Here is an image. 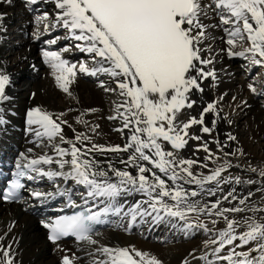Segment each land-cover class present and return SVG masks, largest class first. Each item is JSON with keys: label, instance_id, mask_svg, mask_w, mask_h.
Masks as SVG:
<instances>
[{"label": "bare ground", "instance_id": "obj_1", "mask_svg": "<svg viewBox=\"0 0 264 264\" xmlns=\"http://www.w3.org/2000/svg\"><path fill=\"white\" fill-rule=\"evenodd\" d=\"M215 4L216 0H201L206 13L201 15V22L207 25L206 35L209 37L201 45L203 49L201 55L203 58L212 59L213 62L198 66L205 71L214 70L216 78L203 79L200 81L203 91L193 89L189 93L190 100L195 101V104L191 108L185 107L181 110L178 114V122H186L190 117L199 119L202 109L208 103L216 104L219 115L210 112L204 116V125L212 128L211 133L202 132L201 125L190 127L189 136L185 137L188 142L182 152H175L164 142H159L165 151H173L176 159L196 161L190 169L196 179L211 175L214 169L230 162L231 166L222 173V178L233 179V182L221 183L218 187L215 182H206L203 186L194 182L188 183L187 179L191 178L172 181L171 173L165 175L150 161L140 160L138 163L152 170L145 173L150 181L154 180L152 176L154 172L166 180L170 189L182 185L183 189L189 193L196 191L198 193L196 197L187 198L189 203L199 202L211 208L212 204L219 201L220 208L245 207V205H238V201L233 200L232 197L223 199L230 190L235 189L234 195L237 197L243 198L249 192L253 194L246 202L248 206L259 207L261 204L264 207V177L259 174L261 170H264V154L261 153L264 148V110L258 103V97H264L259 94L264 93V85L262 84L259 90L253 93L249 85H245L243 81H238L235 77L239 71L243 75L249 74L251 68L244 69L240 66L244 59L250 65L252 63L244 57L229 56L226 50L229 47L226 44L228 34L224 29L232 26L220 24V10L215 8ZM42 5L45 6L46 12L38 14L32 13L30 0H11V3L0 0L4 28L0 46V67L4 74L9 76V88L6 95L10 98L0 104V108L4 109L0 112V117L6 121L0 124V143L6 146H9L10 142L16 144L20 148L18 155L26 163L39 159L41 156H50L53 161L61 159L55 147L70 149V144L62 143L59 137L51 141L47 136L37 137L35 132L29 130L27 112L32 108L40 107L43 111L52 114L54 119L58 118L63 129L62 135L81 149V160L93 162L92 171L102 170L107 173V176L95 177L98 181L119 183L120 178L115 175L113 169L128 171L133 176H138L136 167L130 163L121 162L129 160L132 149L121 152H102L98 148H93V145L102 146L105 149L116 145L123 148L131 142L132 130L136 126L133 123L125 128L124 121L119 117L109 119V117L117 116L116 105L125 99L118 92L105 91L106 88L117 87L114 78L106 73L98 72L96 75H91L77 70L75 79L70 85L72 95L69 96L62 91L56 82L53 69L45 62L43 55L45 51L60 53L62 59H69L71 64L77 65V69L80 65H85L88 69L98 67L97 61L100 58L93 59L94 54L82 50L87 47V43L75 38L79 34L78 30L73 33L71 29L63 27L62 21L59 20L61 10L56 7V0H44ZM38 17H46V19L38 21ZM61 32L63 35L58 36ZM54 33L56 34L52 36ZM25 34L28 38H24ZM37 38H42L43 45L34 42ZM49 41H55V43H49ZM245 41L244 48H247L249 43ZM244 48H239L238 45L235 51H241ZM65 49L68 50L65 51ZM9 59L10 63H8ZM230 59L235 60L236 66H229ZM258 67H263L261 72L264 74V66ZM30 69L32 72H29ZM124 111L122 108L121 112ZM61 113H63L62 116ZM78 118L84 122H78ZM63 121L67 123L64 124ZM78 134L88 139L76 140ZM229 134L234 136L235 140L228 139ZM192 136H200L201 139L189 138ZM205 143L213 154L212 159H208L209 152H205L202 148ZM9 152L11 153V149ZM226 153H235V155H225ZM149 154L154 156V152ZM63 159H71V157L66 156ZM246 164H250L249 167ZM40 169L42 172L51 170L68 173L71 171L69 165L61 169L55 162L43 164ZM245 170L250 173L241 176L240 173ZM42 172H38L40 176L36 177V181L41 183L39 192L44 194L42 195L43 203H48L51 198L62 192L64 187L70 189L85 186L66 176L49 178ZM177 172L186 177V173L179 168ZM236 177H239L242 182L236 184L234 182ZM247 181L255 183H247ZM130 187L123 185L119 197L126 199L128 204L132 205L131 209L137 204L147 208L146 201L150 200L147 193L138 190L127 191L126 189ZM210 190L214 194H210ZM88 191L82 193L85 195L83 201L97 197L89 196ZM164 199L169 205L176 203L170 197ZM40 206V202L35 201L33 196H27L20 204L0 205V247L7 249L11 246L15 264H62L64 255L75 256L74 264H93L94 260L107 259L106 256L96 252V249L101 246L114 249L134 248L147 253L149 257L158 258L162 264H185V262L187 264H228L224 260L218 261L220 253L214 251L220 247L214 233L225 229L226 223L216 221L215 224L212 222L206 224L199 219L197 221L195 212L186 213L189 217L187 222L206 225L208 231L202 227L189 230L185 228V221L168 217L161 212L164 219L158 222L153 220L155 213L147 217L137 215V218L144 221L146 225L140 238L134 229L130 230L133 223L130 214L127 220L126 217L121 220L117 228L93 235V239L97 241L95 245L83 242L79 245L64 244L58 247L51 246L46 241L45 232L42 230L46 216L43 214L36 216L34 213L37 208L41 209ZM183 207L184 205H181V208ZM214 211L216 212L217 209L213 208L212 212ZM121 216L122 214L119 217ZM256 218L258 219V216ZM129 231L132 234H129ZM198 238L200 239L197 240Z\"/></svg>", "mask_w": 264, "mask_h": 264}, {"label": "snow or ice", "instance_id": "obj_2", "mask_svg": "<svg viewBox=\"0 0 264 264\" xmlns=\"http://www.w3.org/2000/svg\"><path fill=\"white\" fill-rule=\"evenodd\" d=\"M6 2L11 3V0ZM36 2L37 0H30V3ZM56 7L61 10L59 20L62 21L63 27L71 29L73 33L79 31L75 38L87 43V47L82 50L94 54L93 59L100 58L97 61L99 66L88 69L85 65H80L77 69L76 64H69V61L62 59L60 53L49 51L43 54L45 62L53 69L59 87L69 96L72 95L70 85L75 79L77 70L91 75H96L98 72L106 73L114 78L117 87L106 88L105 91L118 92L125 99L116 105L117 116L109 119L119 117L124 121L125 128L133 123L136 126L132 130L131 142L123 148L119 145L107 149L93 145V148H98L102 152L132 149L129 160L121 162L132 164L138 169L139 175L133 176L128 171L113 169L115 175L120 178L119 183L98 181L95 177H104L107 173L102 170L92 171L93 162L81 160V149L62 135L63 129L58 118L54 119L52 114L43 111L40 107L32 108L27 112L29 130L35 132L37 137L47 136L50 141L59 137L62 143L70 144L71 148L56 146L55 151L61 159L53 161L50 156H41L39 159L31 160L27 167L42 172V169L35 166L55 162L63 169L65 165H69L71 171L68 173L50 170L42 174L49 178L59 176L72 178L88 187L89 196L106 197L111 200L121 194L123 185L131 186L126 189L127 191L146 192L150 197V200L146 201L148 207L142 208V205L137 204L135 208L130 209L132 222L136 221L137 215L147 217L153 216V213H155L153 220L158 222L164 219L160 214L163 212L168 217L185 221V228L189 230L202 227L208 231L206 225L198 222L188 223L189 217L186 213L220 216L226 221V228L220 232V247L214 251L219 252L225 245H234V247L229 255L220 256L218 259L227 261L228 264H264V217L260 220L256 219V214L264 212V207L247 205L246 202L253 195L251 192L241 198L234 195L235 189H233L223 197L225 200L232 197L233 200L238 201V205L245 207L220 208L219 201L212 204L211 208L199 202L189 203L187 198L196 197L198 195L196 191L189 193L182 185L170 189L166 180L154 172L152 173L154 180L150 181L145 173L152 170L138 163L140 160L150 161L165 175L171 173L172 181L191 178L187 179L188 183L194 182L203 186L206 182H215L218 187L221 183L233 182V179L222 178V173L231 166L230 162L214 169L211 175L196 179L190 170L196 161L176 159L174 152L165 151L159 142L162 139L169 142L173 149H183L188 142L185 137L189 136L190 127L201 125L202 132L211 133L212 128L204 125V116L210 112L219 115L216 104L208 103L202 109L199 119L190 117L186 122H178V114L181 110L185 107L191 108L195 104V101L190 100L189 93L193 89L202 92L200 81L208 77L216 78L214 70L205 71L198 66L213 62L212 59L203 58L201 55L203 51L201 45L209 38L206 35L207 25L201 22V15H206L201 0H56ZM215 8L220 9V24L232 26L224 29L228 34L226 44L229 47L226 50L229 56L244 57L254 65L264 66V0H216ZM225 12L227 14H224ZM2 19L0 15V20ZM42 19L46 17L37 18L38 21ZM245 40L248 41L249 46L241 51H235L238 44ZM8 84L9 76L0 72V104L10 99L5 94ZM249 88L253 93L257 92L253 85L250 84ZM259 94L264 95V93ZM122 108L124 112H121ZM3 111L4 109L0 108V112ZM60 115L62 116L63 113ZM78 122L84 121L78 118ZM4 123L6 121L0 117V124ZM62 123L66 124L67 121ZM189 138L201 139L200 136ZM85 139L88 137L82 134L76 136V140ZM228 139L235 140V137L229 134ZM202 148L205 152H209L208 159H212L213 154L206 143ZM149 152H154V156ZM225 155H235V153ZM66 156H70L71 159H63ZM17 167L20 168L21 165L18 164ZM178 168L186 173V177L177 172ZM259 174L264 177V170ZM17 175L23 176L25 173L20 171ZM234 182L239 184L242 181L236 177ZM247 183L255 182L247 181ZM22 187L19 180L13 181L11 188L2 198L14 199L17 190ZM210 194L214 193L210 190ZM31 195L41 197L44 194L33 192ZM165 197H170L176 203L169 205ZM181 205L184 207L181 208ZM213 208L217 209L215 213L212 212ZM109 211H116L119 214L122 209L103 210L104 213ZM229 212H251L253 215L236 220L226 215ZM100 216L101 213L87 216L80 213L44 223V227L50 230L48 239L58 247V242L68 236L95 245L97 241L92 237L89 222L99 221ZM212 223L215 224L216 221L213 220ZM238 227L246 230L238 233ZM249 245L251 246L248 247ZM238 248H247V250L238 252L236 251ZM96 252L106 256L107 259L94 260L93 264H162L158 258L149 257L147 253L134 248L114 249L101 246ZM75 259V256L64 255L62 264H74ZM0 264H15L11 246L7 249L0 247Z\"/></svg>", "mask_w": 264, "mask_h": 264}, {"label": "rangeland", "instance_id": "obj_3", "mask_svg": "<svg viewBox=\"0 0 264 264\" xmlns=\"http://www.w3.org/2000/svg\"><path fill=\"white\" fill-rule=\"evenodd\" d=\"M9 41H11V39L9 40ZM239 45V48H244L245 47V45H246V41H244L243 43H241V44H238ZM7 57H9V56H7ZM11 59V58H10ZM10 59L8 60V63H10L11 61H10ZM245 60V59H244ZM242 61V63H240V66L242 67V68H244V69H247V67H249V68H251V70H253V69H255L254 70V72H250L248 75H243L242 73H240V71L237 73V74H235V77L237 78V80L238 81H243L244 82V84L245 85H253L255 88H256V90H259V87L263 84L264 85V74L261 72V70H263V67H255L254 65H250L246 60L245 61ZM235 62V60H229V66H231V67H233V66H236V63H234ZM231 63V64H230ZM235 64V65H234ZM254 67V68H253ZM241 68V69H242ZM29 72H32V70L30 69V71ZM35 74V73H34ZM37 78H39V77H37ZM31 84V83H30ZM264 88V87H263ZM258 103H259V106L264 110V97L263 96H259L258 97ZM262 154H264V148L262 149V152H261ZM248 165H250V164H246V166H248ZM249 167V166H248ZM249 173H250V171H249ZM248 173V171L247 170H245V171H243L242 173H240V175L241 176H246L247 174H249ZM256 176V175H255ZM264 191V190H263ZM263 191H261V192H263ZM264 202V201H263ZM259 207H263L261 204H259ZM213 213H215V211L213 212ZM194 214V213H193ZM197 214V215H196ZM196 214H194L196 217H198V219L200 220V221H202V222H205L206 224H208V223H211L213 220H215V221H218V222H220V221H222V222H225L226 223V221L222 218V217H220V216H216V215H207V214H203V213H196ZM226 215L230 218V219H232V218H234V219H236V220H241L244 216H251V215H253L251 212H243V213H232L231 214V212H229V213H226ZM232 215H235L236 217H234V216H232ZM195 216H193V217H195ZM256 216H258V219L257 220H259L261 217H264V212H259V213H257L256 214ZM260 216V217H259ZM207 221V222H206ZM209 227H211V225L209 226ZM224 230V228L221 230V231H223ZM246 230V228H237V232L239 233V232H243V231H245ZM221 231H218L217 233H214V234H216V239H217V241L219 242L220 241V232ZM213 234V235H214ZM204 235V234H203ZM205 235H207V233L205 234ZM211 235V234H210ZM208 236H209V233H208ZM200 238H198L197 240H199ZM193 240V239H192ZM236 243H239V241H236ZM164 245V244H163ZM162 245V246H163ZM251 245H249L248 247H250ZM232 247H234V245H225V247L224 248H222V250H220L219 251V253H220V256H227L228 254H230L231 253V249H232ZM247 250V248H244V249H236V251H246ZM223 252V253H222ZM220 260V259H219ZM221 261H223V260H221Z\"/></svg>", "mask_w": 264, "mask_h": 264}, {"label": "water", "instance_id": "obj_4", "mask_svg": "<svg viewBox=\"0 0 264 264\" xmlns=\"http://www.w3.org/2000/svg\"><path fill=\"white\" fill-rule=\"evenodd\" d=\"M162 140V139H161ZM170 147H171V145H170V143L169 142H167V141H165ZM172 148V147H171ZM173 149V148H172ZM184 149V148H183ZM183 149H180V150H176V149H173V150H175V151H181V150H183Z\"/></svg>", "mask_w": 264, "mask_h": 264}]
</instances>
